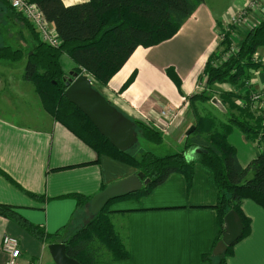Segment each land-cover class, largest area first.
<instances>
[{
    "label": "crops",
    "instance_id": "obj_1",
    "mask_svg": "<svg viewBox=\"0 0 264 264\" xmlns=\"http://www.w3.org/2000/svg\"><path fill=\"white\" fill-rule=\"evenodd\" d=\"M61 1L70 6L88 0ZM247 2L234 0L230 8L221 10L215 17L203 0L171 39L155 47L137 48L111 78L109 88L102 92L103 96L123 114L153 127L160 119V110L170 105L177 106L184 102L182 97L198 91L196 85L204 82V65L221 40L220 31L225 29L227 17L236 12L238 6L245 7ZM0 9L9 29L6 42L15 46L17 41L10 40L14 32L8 24L13 22V13L5 11L4 7ZM257 10L264 19V0ZM18 25L22 24L18 22ZM240 27L229 35L235 46H239L247 33L248 26ZM166 44L171 45L169 48L172 50L176 44V51L181 52L177 57L191 60L167 65L156 57H149L152 48ZM259 52H263L258 54L264 61V49ZM63 61L70 60L66 56L60 59L65 72ZM8 63L14 64L0 60V107L7 112L0 113V204L10 206L13 212L43 230L47 236L62 235L64 230L67 235L90 217L89 202L96 194L112 182L135 175V170L112 157L98 155L55 121L42 108L32 83L20 77L21 81H14L16 74ZM168 68H173L180 81L179 88L167 75ZM131 76L134 77L131 84L120 92L121 95L115 93L114 96L113 92H118ZM250 82L252 87L264 88V71L253 75ZM219 87L215 88L221 91ZM22 89H27L29 96L20 94L14 97V91L18 93ZM215 103L225 114L219 100L215 99ZM186 124L187 121L181 117L176 130L164 134L163 141L167 138L182 142L184 131L192 126L186 127ZM237 131L232 130L228 142L237 148L238 163L246 167L256 155L248 150L245 145L251 144ZM163 141L159 145H163ZM216 202L217 188L213 175L199 163L193 167L190 182L182 174L173 173L149 195L114 202L109 208L110 219L127 246L129 257L96 264H210L203 256L209 254L219 238L214 209ZM241 211L250 220V230L247 236L233 245L226 263L264 264V211L248 199L242 201ZM5 235L18 239L22 264H54L47 249L49 240L30 234L13 220L2 216L0 264L7 261V255L1 250V240Z\"/></svg>",
    "mask_w": 264,
    "mask_h": 264
},
{
    "label": "trees",
    "instance_id": "obj_2",
    "mask_svg": "<svg viewBox=\"0 0 264 264\" xmlns=\"http://www.w3.org/2000/svg\"><path fill=\"white\" fill-rule=\"evenodd\" d=\"M30 2L36 4L45 19L52 23L61 44L54 47L43 43L32 26L25 21L35 42L32 50L27 53L21 79L34 85L42 108L55 121L98 155L112 157L134 168L143 185L134 194L109 201L94 217L88 216L83 226L71 235H66L65 230H62V235L47 236L43 230L28 223L7 205L0 204V216L13 220L38 238L49 240L50 244L64 243L66 255L79 264L127 259L128 248L114 229L108 205L129 197L149 195L173 173L182 174L190 182L193 167L199 163L210 170L217 188L214 209L219 231V238L203 259L210 264H227L226 258L232 254L233 245L247 236L250 230V220L241 211L242 201L248 199L264 211V152H258L246 167H242L238 163L235 148L228 143L227 137L233 128H237L247 140L260 137L264 141V124L261 123V118L256 119L258 123H249L245 119L247 109L240 110V118L228 112L226 121L212 112L200 116L195 103L209 101L210 96L205 90L211 89L214 84L230 83L241 90L251 73L262 68L261 64L252 61V56L258 47H264V20L251 28L237 51L220 64L215 63L217 56L214 52L208 57L202 73L204 90L194 93L188 99L194 119V131L184 137L182 150L162 157L150 152L136 157L131 152L134 147L127 152L115 149L66 100L63 81L65 72L60 59L66 56L78 73L83 71L90 76L93 88L99 91L96 87L106 85L137 48H150L171 39L203 0H88L70 6H65L61 0ZM227 37L224 34V39L218 44V48H223L224 52L229 51L230 41ZM22 56L21 49L9 45L0 46V60L16 63ZM167 75L179 88L180 81L173 69L168 68ZM133 79V76L129 77L123 88L128 87ZM233 96L235 94L232 92L224 93L221 106L236 109L231 102ZM131 121L137 137L141 136L155 145L162 143L163 136L157 130L141 120ZM78 201L80 204V198ZM231 210L241 220L242 235L225 253L214 257L212 250L224 233L223 218Z\"/></svg>",
    "mask_w": 264,
    "mask_h": 264
},
{
    "label": "rangeland",
    "instance_id": "obj_3",
    "mask_svg": "<svg viewBox=\"0 0 264 264\" xmlns=\"http://www.w3.org/2000/svg\"><path fill=\"white\" fill-rule=\"evenodd\" d=\"M204 1H205L206 5L211 9V11L215 15V17L219 15L221 10L223 12L225 10V8H227V7L230 8V6L234 4V0H204ZM262 1L263 0H248L245 7L244 6L243 7L238 6L237 11L234 12L235 14L233 13L232 15L227 17L228 19L225 23V29H227V30L225 31L226 33L223 32L225 29H222L220 31L221 32L220 39L221 40L224 39V34H226V36H228L227 38L230 41L229 51L224 52L223 48H221V47L218 48V44H219L218 43L217 47L213 51L214 54L217 56V60L215 61V63L220 64L231 53H234L237 51L238 46H235L234 40L229 36L231 34V31H233L234 29H240L241 28L240 26L245 25L246 27L248 26V28H247V32H248L251 28L259 25L264 20L261 18V15L259 14L260 12L257 10L259 8V5L262 3ZM0 4L2 5V7L5 8V11H7V12L9 11V13L10 12L13 13V22H8L10 29H12L14 32V37H11L10 40L11 41L15 40V42L17 41L16 42L17 45L14 44L15 46H13L12 43L8 44L6 42V40L8 41L7 35L9 34V29H7L6 24H5L6 23L5 22L6 17L4 14H2L3 11H1V9H0V46L9 45L12 48L21 49L23 51V56L18 62L14 63V64L8 63V64H11V66L14 68V73L16 74L14 76V79H15L14 81L15 82L21 81L20 80L21 75H22L21 73H22L24 65L26 63L27 54H25V53H28V51L32 50V46L34 45L35 41H34V38L31 34V31L25 25L26 20L24 19V17L22 15L18 14L17 12H15L4 0H0ZM2 7H0V8H2ZM233 20H235L234 23H233ZM18 22L21 23L22 25H18ZM26 22L28 23V21H26ZM19 26L21 27V30L19 29ZM6 31H8L7 32L8 34L6 33ZM28 40H29V42H28ZM221 40L219 42H221ZM4 42H5V44H4ZM169 46H171V45L166 44L162 47L152 48L148 53V54H150L149 57H151V58L156 57L157 59H160L162 62H165V64H167V65H170V63H173V62H180V60H183V62H189L191 60L190 58H186V57H182V58L177 57L179 54H181V52L176 51V49H177L176 44H173V50L171 48H169ZM260 49H264V47L262 46V47H258L256 49L255 53L252 56V61L256 64H261L262 68L260 67L258 70L253 71L251 73L250 79L246 82L245 87L240 90L239 87L233 86L230 83L214 84V86H212L211 89L205 90L206 93L210 96V100L205 101L204 103H200V102L195 103L197 112L200 116H204L206 114V112H212V113H215L217 115L221 114L220 115L221 120L226 121V117L228 115V112H231L234 116H236L237 118H240V112H241L240 110L247 109L248 112L246 113L247 116H245V119L249 123H251V124L258 123L256 121V119H258V118H261V122H264V120H263L264 119V88L263 87L262 88L252 87V84L250 82L253 75H255L259 71H264V61H261V59H260L261 57L259 56V54L263 53V52H259ZM191 53L192 52H187V54H191ZM71 64L72 63H70V61H63L62 62L63 68L65 70V76H67V74L69 72H72V71L77 72L75 70L76 67L73 66V68H72ZM171 69H173V68H171ZM79 74H85V73L83 71H81V73H79ZM85 75H87V74H85ZM88 78L92 82V79L90 78V76H88ZM108 83L104 86H97L96 87L99 89V91L102 95H103L102 92L104 91V88L105 89L109 88ZM124 84L121 86V88H120V90H118V92L117 91L113 92L114 96L116 95L115 93H118L119 95H121V93L127 88V87L123 88ZM224 84H226V85H224ZM204 85H205V82L199 83V85L197 84L196 86L198 87L197 88L198 91H195V93L203 91ZM219 86L222 88L221 91L218 90L217 88H215V87H219ZM237 88H239V89H237ZM6 90L9 91L8 86H7ZM230 92L235 94V97L233 96L231 98V102H232L233 106H236V109L233 108V110H230L231 106H229L230 108L228 106H226L225 108L223 107V109H225V112H226L225 114H223L219 110L220 108L219 109L217 108L218 103H215V99L219 100V103L222 104L221 101H222L223 94L224 93H230ZM7 94H9V92H7ZM20 94L27 96V97L29 96V93H27V89H22V91L18 92V93L16 91H14V93H13L14 97H17ZM193 94H191V96ZM189 97H186V96L182 97L181 100L184 102L177 104V106H179L178 114H179L180 120L182 117L185 121H187L186 127L188 125L193 124V120H194L193 116L191 114V109H190L189 102H188ZM214 104H216V107L214 106ZM4 110L5 109L3 107L2 108L0 107V113H7V112H4ZM124 115H126V114H124ZM127 117L131 120H134L133 118H130L129 116H127ZM162 124H163L162 120L159 119L158 121L155 122L154 126L153 127L151 126V127L155 129V126H162ZM174 126H172V127H174ZM176 127L177 126H175L172 130H174V129L176 130ZM233 129H236L241 134H243L239 129H237V128H233ZM172 130L170 128L168 131L172 132ZM186 131H184V133H186ZM158 132L160 134H162V136L164 135V133H162L161 131H158ZM243 136H244V134H243ZM176 138H177V136H176ZM244 138H245V136H244ZM227 141H228V137H227ZM245 141L252 145V146L251 145H245V143H244L245 146H248L247 148H248V150H250V152L252 154L256 155L258 152H264V141H262V139H260V137H256L253 140H247L245 138ZM165 143H169L170 145L169 146L164 145ZM173 148H174L173 151H176V152L182 150V142L176 143L175 139H173L171 141L170 139L165 138V140L163 141V145L157 146L155 144L149 143L144 138L139 136L138 141H137L136 145L134 146V148L132 149L131 152L136 157H139L140 155H142L145 152H150L157 157H162V156H165L166 154L172 153ZM235 149H237V148H235ZM114 202H116V201H113L108 205V207H107L108 210L111 207V205L114 204ZM86 221H87V219L84 221V223ZM83 224H79L72 231L70 230L71 233H69L67 235H71L72 233L76 232L80 227L83 226ZM114 229H115V227H114Z\"/></svg>",
    "mask_w": 264,
    "mask_h": 264
},
{
    "label": "water",
    "instance_id": "obj_4",
    "mask_svg": "<svg viewBox=\"0 0 264 264\" xmlns=\"http://www.w3.org/2000/svg\"><path fill=\"white\" fill-rule=\"evenodd\" d=\"M63 81L66 100L87 118L100 136L121 152H127L136 145L138 137L133 122L93 88L87 75L72 71ZM193 131L194 126H191L185 136ZM142 185L140 176L136 174L107 185L89 202L90 217L98 214L109 201L138 192ZM223 223L224 233L212 250L214 257L225 253L242 235L243 226L234 211L225 214ZM47 249L54 264H79L66 255L64 243L49 244Z\"/></svg>",
    "mask_w": 264,
    "mask_h": 264
},
{
    "label": "built area",
    "instance_id": "obj_5",
    "mask_svg": "<svg viewBox=\"0 0 264 264\" xmlns=\"http://www.w3.org/2000/svg\"><path fill=\"white\" fill-rule=\"evenodd\" d=\"M8 5L18 14L22 15L26 21L38 34L40 40L48 45L58 47L61 40L55 33L52 23L48 22L39 7L30 2V0H5ZM235 20H233V23ZM179 106L170 105L163 108L159 112V118L162 120V126H155V129L164 134L170 133L168 131L177 126L180 121ZM175 125V126H174ZM174 126V127H172ZM1 250L7 255L5 264H22L20 262L21 251L19 248V241L17 238L5 235L1 240Z\"/></svg>",
    "mask_w": 264,
    "mask_h": 264
},
{
    "label": "flooded vegetation",
    "instance_id": "obj_6",
    "mask_svg": "<svg viewBox=\"0 0 264 264\" xmlns=\"http://www.w3.org/2000/svg\"><path fill=\"white\" fill-rule=\"evenodd\" d=\"M109 102V101H108ZM193 126V125H192ZM186 137V136H185Z\"/></svg>",
    "mask_w": 264,
    "mask_h": 264
}]
</instances>
